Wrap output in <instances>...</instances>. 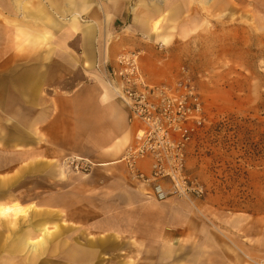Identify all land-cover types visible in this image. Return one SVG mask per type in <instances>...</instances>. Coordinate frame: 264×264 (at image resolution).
<instances>
[{
    "label": "rangeland",
    "instance_id": "obj_1",
    "mask_svg": "<svg viewBox=\"0 0 264 264\" xmlns=\"http://www.w3.org/2000/svg\"><path fill=\"white\" fill-rule=\"evenodd\" d=\"M86 2L101 15L120 10L118 0ZM139 5L157 9L152 14V20H160L156 34L166 39L163 43L140 36L153 47L149 65L166 74L157 83L171 82L184 71L203 98L207 125L188 149L186 171L204 185V197L193 203L178 198L158 203L126 174L119 176L116 194L104 189L99 195H81L55 188L44 194L43 176L33 174L41 173L43 160L32 164L0 144V206L34 207L30 218L0 217L5 241L0 264L27 263L24 253L9 255L7 227L15 223L21 230L31 228L30 219L46 221L49 229L61 222L59 235L63 228L61 240H56L61 244H52L35 264H74L64 259L99 238L104 250L96 256L97 264H264L262 257L246 254V240H241L245 231L250 233L253 219L264 236V0H125L124 19L116 26L128 27L132 8ZM81 20L89 21L85 16ZM147 57L144 53L142 62ZM5 114L0 112V125ZM4 131L9 134L10 129ZM60 162L53 164L62 187L85 184L102 168L92 163L87 175H79ZM99 174L100 186L107 188L110 175ZM49 195L60 207H37ZM129 202H139L140 209L132 206L125 213L122 204ZM209 234L220 239V252H212ZM143 235L146 241L138 239ZM144 243L148 248L160 244V256L143 261Z\"/></svg>",
    "mask_w": 264,
    "mask_h": 264
},
{
    "label": "crops",
    "instance_id": "obj_2",
    "mask_svg": "<svg viewBox=\"0 0 264 264\" xmlns=\"http://www.w3.org/2000/svg\"><path fill=\"white\" fill-rule=\"evenodd\" d=\"M83 1L0 0V112L6 113L5 121L0 125V144L4 150L17 153L22 159L34 162L32 164L43 160L41 173L34 171L33 174L43 176L44 194H51L53 188L62 192L73 189L72 192L81 195H99L104 189L116 194L120 192L115 188L119 176H127L120 158L126 146L133 142L137 127L128 123L127 110L111 89L101 82L96 65H112L116 55L123 50H141L149 56L143 62L141 59L146 80L157 83L156 80L166 75L149 65L153 47L140 38L144 34L152 41H166L156 34L159 25L153 29V24L160 22L152 20V14L157 9L144 5L133 7L131 24L120 29L116 24L124 19L121 8L125 0L116 2L120 7L118 12L104 11L102 15L94 13L91 7L89 9V3L83 4ZM83 16L88 17L87 23L79 22ZM5 128L10 129L9 134L4 131ZM66 157L87 159L102 168L97 169L85 184L74 187L66 183L67 188L62 187L63 181H60V173L57 172L59 169L53 163H59ZM140 167L147 169L145 163H141ZM99 171L110 175L105 182L107 188L100 186L97 178L101 176ZM45 197L37 207H60L51 195ZM138 204L123 203L121 208H126L125 213L129 214L132 206L140 209ZM14 205L28 209V214L13 216L15 219L32 217V205L22 207L14 203L0 208ZM92 207H96L95 203H92ZM27 224L31 228L28 226L23 230L15 223L9 224L7 229L12 240L8 252L11 256L23 252L28 258L26 264H35L40 256L51 249L52 244H61L57 241L61 240L63 228L59 235L61 222L59 225L53 223V229L48 228L46 221L34 223L30 219ZM258 224V220L253 219L250 233L245 231L241 240H246L247 255L264 260V236H259ZM41 227L49 234L44 237L39 251L33 254L22 249V241L26 238L37 239ZM34 233L37 235L33 238ZM160 234L162 237V232ZM210 234L209 246H212L215 254L220 252L221 243L220 239ZM138 239L146 241L147 237L138 236ZM94 241L86 247L74 249L64 259L65 262L97 264L96 256L104 250V246L101 238ZM160 246L154 243L148 248L144 243L143 261H147V256H160ZM4 248L5 241L0 234V252Z\"/></svg>",
    "mask_w": 264,
    "mask_h": 264
},
{
    "label": "built area",
    "instance_id": "obj_3",
    "mask_svg": "<svg viewBox=\"0 0 264 264\" xmlns=\"http://www.w3.org/2000/svg\"><path fill=\"white\" fill-rule=\"evenodd\" d=\"M143 54L123 50L112 65L95 66L101 82L127 110L128 123L137 127L120 162L128 178L153 201L178 198L193 203L206 193L200 180L186 171L188 149L207 125L203 98L184 71L171 82H148L141 66ZM60 163L79 175L92 169L83 158L66 157Z\"/></svg>",
    "mask_w": 264,
    "mask_h": 264
},
{
    "label": "bare ground",
    "instance_id": "obj_4",
    "mask_svg": "<svg viewBox=\"0 0 264 264\" xmlns=\"http://www.w3.org/2000/svg\"><path fill=\"white\" fill-rule=\"evenodd\" d=\"M158 25H159V22H155L153 24V29H156L158 27ZM27 211H28V209H23V208L19 207L18 205H14L12 207H5V208L3 207V208H0V216L1 217H5L7 215H12L14 217H16L18 215L24 216V215H26ZM38 231H40V234L37 237V239L33 240L31 238H26L22 241V243H21L22 249L26 250L29 253H33V254H35L37 251H39L40 247L44 243L43 242L44 237H47L49 232L45 228H42L40 230L38 229Z\"/></svg>",
    "mask_w": 264,
    "mask_h": 264
}]
</instances>
